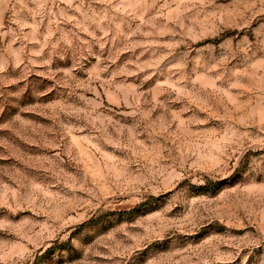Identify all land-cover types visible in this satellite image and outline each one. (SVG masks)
<instances>
[{"label": "rangeland", "instance_id": "rangeland-1", "mask_svg": "<svg viewBox=\"0 0 264 264\" xmlns=\"http://www.w3.org/2000/svg\"><path fill=\"white\" fill-rule=\"evenodd\" d=\"M0 264H264V0H0Z\"/></svg>", "mask_w": 264, "mask_h": 264}]
</instances>
